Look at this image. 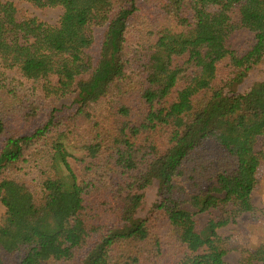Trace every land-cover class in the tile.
I'll return each instance as SVG.
<instances>
[{
    "label": "trees",
    "instance_id": "trees-1",
    "mask_svg": "<svg viewBox=\"0 0 264 264\" xmlns=\"http://www.w3.org/2000/svg\"><path fill=\"white\" fill-rule=\"evenodd\" d=\"M17 1L0 0V264H231L219 230L259 212L264 0Z\"/></svg>",
    "mask_w": 264,
    "mask_h": 264
},
{
    "label": "rangeland",
    "instance_id": "rangeland-1",
    "mask_svg": "<svg viewBox=\"0 0 264 264\" xmlns=\"http://www.w3.org/2000/svg\"><path fill=\"white\" fill-rule=\"evenodd\" d=\"M6 1V0H1ZM18 2L17 0H9ZM20 9L23 12L33 18L39 19L41 22L47 23L49 25H57L62 16V10L59 8H47V9H38L27 3H20ZM102 29L99 28L95 31V37L97 40L100 39ZM254 42V37L250 35L240 36V38L235 41L240 45H246L244 48L248 47ZM0 70H2L0 64ZM11 76L15 74L8 73ZM15 77H18L17 75ZM261 77L260 74L253 76L247 83L244 85L242 91L248 90L253 82L257 81ZM264 78V74L262 76ZM14 86L17 82L14 81ZM71 100L67 101L65 104L71 105ZM48 113H43L39 121L37 122V127L42 126L47 121ZM252 131H258V127H253ZM262 147L261 143L259 144V149ZM147 201L148 205L151 206L154 202L157 201V189L153 188L147 192ZM253 202L259 211L256 214H243L240 215L231 221V223L219 230L217 243L221 245L226 251V261L231 264H237L240 258V255L243 253L244 249H257L259 246L264 245V217H262V212H264V165L261 166L258 172V186L256 191L253 194ZM5 208L0 204V220L4 215ZM210 219L209 215H199L195 218L197 225L202 227ZM23 256H16L13 258V264H21Z\"/></svg>",
    "mask_w": 264,
    "mask_h": 264
}]
</instances>
